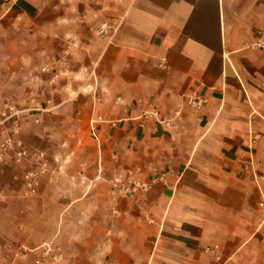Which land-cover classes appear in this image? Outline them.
I'll use <instances>...</instances> for the list:
<instances>
[{
	"label": "crops",
	"instance_id": "crops-1",
	"mask_svg": "<svg viewBox=\"0 0 264 264\" xmlns=\"http://www.w3.org/2000/svg\"><path fill=\"white\" fill-rule=\"evenodd\" d=\"M262 27L264 0H0V95L51 73L20 137L50 143L49 112L73 133L35 195L4 155L0 240L52 239L70 264H264Z\"/></svg>",
	"mask_w": 264,
	"mask_h": 264
},
{
	"label": "rangeland",
	"instance_id": "rangeland-1",
	"mask_svg": "<svg viewBox=\"0 0 264 264\" xmlns=\"http://www.w3.org/2000/svg\"><path fill=\"white\" fill-rule=\"evenodd\" d=\"M43 60L45 62L46 56L43 57ZM45 64L43 66V70L41 68L40 71V77H36L32 79L31 83L32 85H27V91L28 93L26 94V91L22 87V92L20 93L19 89L16 88L14 91L11 92L10 95H0V106L2 107V113L0 114V119L2 117L3 111L5 110L6 112H9V107H12L13 111H15V114L7 120L4 124H7L8 131L11 127V123L13 121H16L17 124L20 126L21 124L18 123L22 121L23 123L25 122V126L27 129L31 132V134H34L35 131V125L32 117H29V112L30 114L36 113L37 111L29 110L26 111L28 108H46L51 105V98H50V86H51V76H50V71H47L45 69ZM35 77V76H33ZM32 77V78H33ZM17 84L19 85V82L17 81ZM41 87V89H40ZM7 104V107L6 105ZM41 112V111H38ZM38 118V117H37ZM66 116L65 114H57V113H48V116L46 115L44 118H42L43 122L46 123L48 126L47 129L43 130L44 134L51 137V142L50 143H45L44 145H31V144H25V146L30 149V150H35L38 148V150H42L47 152V154L52 155V154H57L60 157L61 165L65 161L64 168L68 166L71 161L70 159H67L69 154L67 153V150L72 147V144L65 143V145H62L63 142H67V140H70V138L73 137L72 129L65 128V126L62 125L63 119H65ZM59 120V121H57ZM60 123L59 127H56L54 124ZM20 135H21V126H20ZM32 146V147H30ZM38 147V148H34ZM43 149H47L43 150ZM57 151V152H56ZM55 152V153H54ZM68 160V161H67ZM11 159L7 161L8 166L10 168H13L12 166H19L23 164L26 168L25 163H20V164H11ZM84 168V163L79 162L74 164V169L77 171H82ZM113 178L108 179V183L111 186L112 191H118V194L120 193L121 190L124 191V187L122 188L120 184H123L121 181L123 179H119V182L117 185L113 184L112 181ZM127 185L130 186L131 183L128 179H125ZM127 186V187H128ZM12 230H7L5 233V237L0 240V264H28V262H33V264H70L64 262L65 257L62 255L60 260L56 263H53L50 261L49 258L43 257L41 254L38 252L35 254V256H31V253H29L26 257L22 256V247L27 246V247H35V243L25 240H20L18 239V233L17 231H14V228H11ZM41 243V242H40ZM39 243V244H40ZM38 244V245H39ZM37 246V245H36ZM34 253V252H33ZM62 254V250H61ZM74 261V260H73ZM71 264H83L82 258H77L74 263ZM91 264H101L100 260L98 258H95L94 261Z\"/></svg>",
	"mask_w": 264,
	"mask_h": 264
},
{
	"label": "built area",
	"instance_id": "built-area-1",
	"mask_svg": "<svg viewBox=\"0 0 264 264\" xmlns=\"http://www.w3.org/2000/svg\"><path fill=\"white\" fill-rule=\"evenodd\" d=\"M102 25L100 29L104 28ZM254 46L258 48L264 47V27L260 28L258 39L254 42ZM68 51V50H67ZM67 51H64L66 54ZM194 103L199 106L202 100L195 99ZM7 107V104H5ZM9 107V112L3 111L0 119V125H3L9 120L15 111ZM4 155H7L11 159V164L25 163L26 169L22 175L25 190L30 195H35L40 187L43 177H47L49 181H56V170L61 167L60 157L57 154L49 155L47 152L42 150H30L28 149L22 138L20 137V126L16 121L11 123V127L7 135L0 141V171L4 164ZM113 184L117 185L119 178L112 179ZM131 186H136V182H131ZM127 191L128 187L124 184H120ZM264 205V202L261 203ZM22 256L26 257L29 253H39L43 257H47L51 262L56 263L60 260L62 254L60 247L54 242V240H43L39 245L35 247H22ZM33 264V262H28Z\"/></svg>",
	"mask_w": 264,
	"mask_h": 264
}]
</instances>
